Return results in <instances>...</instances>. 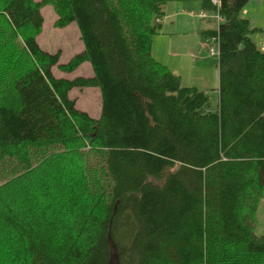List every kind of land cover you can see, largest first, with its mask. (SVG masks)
<instances>
[{
	"label": "trees",
	"instance_id": "trees-1",
	"mask_svg": "<svg viewBox=\"0 0 264 264\" xmlns=\"http://www.w3.org/2000/svg\"><path fill=\"white\" fill-rule=\"evenodd\" d=\"M194 0H0V264H264V51L241 17L250 0L200 2L224 20L219 102L152 55L164 6ZM75 23L83 51L37 43ZM90 78H56L82 64ZM74 88H97V120Z\"/></svg>",
	"mask_w": 264,
	"mask_h": 264
},
{
	"label": "rangeland",
	"instance_id": "rangeland-1",
	"mask_svg": "<svg viewBox=\"0 0 264 264\" xmlns=\"http://www.w3.org/2000/svg\"><path fill=\"white\" fill-rule=\"evenodd\" d=\"M39 1L41 0H35V2ZM192 7L196 10L191 12L194 17L186 13L175 14L183 9L190 8L191 10ZM201 9L200 3L196 0L167 3L164 6L161 30L152 42V55L159 64L167 67L172 74L178 77L190 74L193 83L198 87H200L199 85L208 86L204 91L210 97L211 110L216 111L219 102L217 56H211L209 48L212 47L218 52V44L209 40L207 42L200 36L197 37L195 31L197 26L199 31L202 30V27L215 30L218 24L215 21L216 14L213 12H205L207 18L200 20L198 15L204 12ZM41 14L44 24L42 32L36 40L43 51L50 54L59 51L60 65L66 64L73 56L83 51V45L75 23L64 28L55 27L57 16L52 6L43 7ZM241 17L249 20L252 28L264 30V0H250L241 12ZM249 37L259 49L264 51V39L261 34L254 33L250 34ZM179 38L181 39L179 40ZM186 57L189 58L185 60L186 62H182ZM181 62L188 65L184 69V73H182ZM52 71L56 78L74 79L76 77L90 78L92 76L91 67L88 63L82 64L71 75L60 72L57 67H54ZM69 97L75 101L77 110L86 113L92 119L97 120L99 118L101 102L97 88H74ZM254 226V232L257 236L264 235V196L257 206Z\"/></svg>",
	"mask_w": 264,
	"mask_h": 264
},
{
	"label": "crops",
	"instance_id": "crops-1",
	"mask_svg": "<svg viewBox=\"0 0 264 264\" xmlns=\"http://www.w3.org/2000/svg\"><path fill=\"white\" fill-rule=\"evenodd\" d=\"M35 1V0H34ZM199 2V1H198ZM200 3V2H199ZM194 7H192V9L190 10V8H188V9H183V10H180V12H176L175 14H183V13H186V14H189V16H192V17H194V15H192L191 14V12L192 11H196L195 9H193ZM171 16H173V15H171ZM171 16H169V17H171ZM197 26V25H196ZM217 28V27H216ZM215 28V29H216ZM209 30H211V29H204V27H202V30L201 31H199V28H198V26L196 27V31H195V35L197 36V37H201V33L203 32V31H209ZM181 38H179V40H180ZM192 54V53H191ZM189 57H186V58H184L183 59V61L182 62H186L185 60L186 59H188ZM191 58V57H190ZM182 62H181V67H182V73H184V69L185 68H187L188 67V65L187 64H182ZM216 68H217V65H216ZM52 70H53V68H52ZM218 70V69H217ZM53 72V71H52ZM54 75V74H53ZM180 81H181V83H182V85L183 86H185V87H196L197 89L199 88V89H202L203 91L205 90V88H208V86L207 87H204L205 85H199L200 87H198L195 83H193V81H192V77H191V75L190 74H186L185 76L184 75H181L180 77ZM185 78V79H184ZM184 79V80H183Z\"/></svg>",
	"mask_w": 264,
	"mask_h": 264
},
{
	"label": "built area",
	"instance_id": "built-area-1",
	"mask_svg": "<svg viewBox=\"0 0 264 264\" xmlns=\"http://www.w3.org/2000/svg\"><path fill=\"white\" fill-rule=\"evenodd\" d=\"M211 3L215 7H217L219 4L218 0H211ZM215 14H216L215 21L217 22V24L219 26L220 24H222L224 22V20L217 12H215ZM198 18L200 20H204L207 18V14L205 12H202L201 14L198 15ZM217 40H218L217 37H213V38L209 39L210 42H216V43H217ZM209 53L211 56H218V52H216L212 47L209 48Z\"/></svg>",
	"mask_w": 264,
	"mask_h": 264
},
{
	"label": "water",
	"instance_id": "water-1",
	"mask_svg": "<svg viewBox=\"0 0 264 264\" xmlns=\"http://www.w3.org/2000/svg\"><path fill=\"white\" fill-rule=\"evenodd\" d=\"M109 246V258L106 264H120L118 253L114 242L110 237L107 239Z\"/></svg>",
	"mask_w": 264,
	"mask_h": 264
}]
</instances>
